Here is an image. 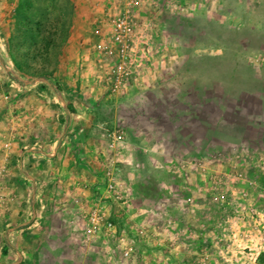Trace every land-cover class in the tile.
Listing matches in <instances>:
<instances>
[{"label":"rangeland","instance_id":"374dc122","mask_svg":"<svg viewBox=\"0 0 264 264\" xmlns=\"http://www.w3.org/2000/svg\"><path fill=\"white\" fill-rule=\"evenodd\" d=\"M10 1L14 5L2 6L0 27L19 73L53 77L65 95L86 102L94 125L101 122L100 131L111 125L114 113L130 125L137 96L171 101L163 105L167 113H176L173 122L176 126L187 122L191 128L183 141L167 136L179 141L180 150L160 154L162 159L156 162L162 166L157 171L169 172L166 182H141L138 188L133 169L126 176L123 172L126 148H134L132 136L128 139L119 174V189L128 195L123 208L98 190H91L87 199L74 198V193L70 197L72 190L54 180L60 176L66 180L71 166L85 165L66 140L59 155H42L38 165L29 164L28 174L36 182L30 184L31 194L44 190L53 196L49 201L40 195L45 200L39 197L37 209L31 200L35 212L28 227L44 226L46 235L62 232L65 226L77 231L85 215L106 202L118 234L134 251L124 258L116 238H100L96 246L101 256H94L100 264H264V231L257 228L256 217L242 213L244 206H264L259 197L264 187V0H141L135 30L142 67L115 89L109 79L114 59L99 50L115 0ZM144 42H149V49L143 54ZM175 107L181 109L174 111ZM6 128L5 135L13 142L14 127L9 123ZM94 131L87 135L88 149L101 144ZM108 142L106 136L105 166ZM197 159H204V176L196 168ZM9 168V161L0 163V216L13 201ZM88 169L83 168L85 173L74 169L73 177L93 174ZM221 174L231 179L220 188L227 195L226 206L213 200V182ZM98 175L102 185L104 172ZM136 192L142 195L141 203L154 204L151 213L148 208L136 209L140 203ZM245 193L250 199L239 197ZM165 194L170 197L165 199ZM187 196L191 202L184 204ZM75 243L88 257L93 255L95 250L78 237Z\"/></svg>","mask_w":264,"mask_h":264},{"label":"crops","instance_id":"0c3cea01","mask_svg":"<svg viewBox=\"0 0 264 264\" xmlns=\"http://www.w3.org/2000/svg\"><path fill=\"white\" fill-rule=\"evenodd\" d=\"M9 5H14V2L0 0V26L2 6L7 8ZM1 39L5 43L0 42V46L4 49L0 52V163L9 161L7 181L13 201L6 203L0 216V230L2 227L9 226L4 230V235L0 233V264H100V258L94 257L95 253L101 256L97 250L98 247H92L95 251L89 253L93 255L88 257L86 253H83L81 246L75 243L78 237L77 232L69 227L65 226L62 232L56 233H53L54 230L51 229L52 233L47 235L44 234L43 229L47 230L44 226L35 230L32 225L28 227L35 212L33 202L36 208L40 198L45 200L41 196L49 201L53 196L50 193L45 194L44 190L42 193L31 194L34 189L30 187V184L36 182L33 181L34 177L28 174L29 164H37L42 155L55 157L62 152L67 141L72 143L73 150L78 153V156H82V159L77 161L85 165L71 166L66 180L61 176V179L54 180H58L59 183L64 182V187L68 186V189L72 190L69 192L70 197L74 193V198L83 196L87 199L100 184L98 174L103 173L106 168L103 155L107 151V143H104V139L106 141L107 133L116 125H124L132 134L131 142L134 147L129 149L127 146L126 155L123 157L125 176L134 171L133 179L136 180V187L146 181L160 184L166 182L165 177L169 174V172L161 170L160 173L156 170L157 167H162L156 164L158 159H162L160 154L167 155L180 150L179 141L168 140L167 136L176 135L183 141L184 137L190 134L191 128L187 122L177 126L173 122L177 116L176 113H170V115L164 108V105L169 106L171 101H166L164 104L158 97L137 96L132 101L136 104V115L132 117L130 125L114 113L111 125L104 128V131H100L101 122L94 125L91 109L86 102L69 94L65 95V90L53 77L21 75L9 54L8 45L0 27ZM118 104L116 103L115 106ZM178 109L181 108L175 107L174 111H179ZM179 116L185 117L183 114ZM8 122L13 125L12 130H15L13 142L5 135ZM160 125L163 129H160ZM91 130L97 131L101 139L100 146L90 145L89 148L93 150L87 148L90 142L87 135ZM156 131L160 134L157 135ZM3 136L6 137L5 140ZM6 142L11 143L9 150L4 148ZM10 155L11 158L8 160ZM92 156L94 157L91 160ZM60 168L65 169V165L61 164ZM76 168L81 169V172H84L83 168H89L88 171L93 170V174L89 172L81 178L73 177ZM119 179L121 181V178ZM41 182L43 183L39 180L37 183L41 184ZM164 197L168 199L170 196L165 194ZM142 199V195L136 192V200L140 202L136 203V209L148 208L151 213L155 207L154 204L153 207L149 203H141ZM47 225L50 229L51 224ZM152 264L155 262L153 261Z\"/></svg>","mask_w":264,"mask_h":264},{"label":"built area","instance_id":"2783aa9c","mask_svg":"<svg viewBox=\"0 0 264 264\" xmlns=\"http://www.w3.org/2000/svg\"><path fill=\"white\" fill-rule=\"evenodd\" d=\"M116 9L112 15L107 18L109 23V29L101 35V41L99 50L105 55L110 56L114 59L113 66L109 70V79L115 89L122 82L129 80L136 76L138 68L142 67V58L136 55V13L142 6L141 0H115ZM1 42V40H0ZM143 54L149 49V42H144ZM4 51L3 47L0 46V52ZM1 67V66H0ZM58 91V88H56ZM68 115V114H67ZM69 116V115H68ZM71 116V113H70ZM132 134L130 130L124 125L116 126L112 131L108 132V148L109 156H107V166L104 171L102 179V185H98L95 190L101 193L102 197L110 198L111 202L115 205L123 206L127 205L128 195L124 194L119 189L120 172H121V153L125 149V145L128 139L131 138ZM10 142L4 143L6 150L10 149ZM212 150V149H210ZM205 157V156H204ZM202 157V158H204ZM196 168L202 176L205 172L204 159H197ZM217 181L213 182V188L216 191L213 200L215 203L226 206L227 195L220 191L221 185L224 186L227 181H231L228 175L221 174L216 176ZM215 178V179H216ZM103 188V191H102ZM261 194L259 193L260 199L264 198V187L261 188ZM247 196L250 199V195L245 193L239 196L242 200ZM258 198V197H257ZM246 201V199H245ZM184 204L191 202V197L187 196L182 201ZM242 213L245 215H251L257 219V228L264 231V206L254 207L251 204V208L243 207ZM110 211L107 209L106 202L96 206L84 217L83 223L79 230H77L78 239L84 244L94 247L97 241L102 238L104 241L116 238L117 244L120 248L122 256L124 258L131 257L134 251V247L127 242V239L120 236L117 232V228L111 221ZM234 220V219H233ZM118 234V235H117ZM264 241V239L262 238ZM226 241V240H225ZM239 243L238 246H240ZM264 245V242L261 246ZM256 246V245H255ZM249 245H246L243 249H247ZM257 260V253L252 257V262L255 263ZM236 263L237 261L234 260Z\"/></svg>","mask_w":264,"mask_h":264}]
</instances>
